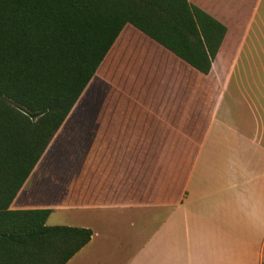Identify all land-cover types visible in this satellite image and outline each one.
Here are the masks:
<instances>
[{"label": "crops", "instance_id": "obj_1", "mask_svg": "<svg viewBox=\"0 0 264 264\" xmlns=\"http://www.w3.org/2000/svg\"><path fill=\"white\" fill-rule=\"evenodd\" d=\"M187 1L209 72L125 25L10 204L92 232L66 264H264V0Z\"/></svg>", "mask_w": 264, "mask_h": 264}, {"label": "trees", "instance_id": "obj_2", "mask_svg": "<svg viewBox=\"0 0 264 264\" xmlns=\"http://www.w3.org/2000/svg\"><path fill=\"white\" fill-rule=\"evenodd\" d=\"M127 24L202 74L226 32L187 0H0V264H66L89 242L10 204Z\"/></svg>", "mask_w": 264, "mask_h": 264}, {"label": "rangeland", "instance_id": "obj_3", "mask_svg": "<svg viewBox=\"0 0 264 264\" xmlns=\"http://www.w3.org/2000/svg\"><path fill=\"white\" fill-rule=\"evenodd\" d=\"M74 120V119H73ZM69 126H67L63 133L60 135V137L58 138V141L57 143L55 144V148L53 147L51 149V152L47 155L46 157V162L48 164L49 160H53V161H56V159L59 161L63 160L65 158V153H64V150L66 148V140L68 139L66 136L69 132ZM44 164L43 166L41 167L42 169H44Z\"/></svg>", "mask_w": 264, "mask_h": 264}]
</instances>
